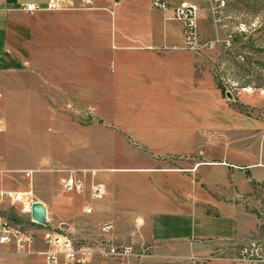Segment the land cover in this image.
Here are the masks:
<instances>
[{
	"label": "rangeland",
	"instance_id": "obj_1",
	"mask_svg": "<svg viewBox=\"0 0 264 264\" xmlns=\"http://www.w3.org/2000/svg\"><path fill=\"white\" fill-rule=\"evenodd\" d=\"M6 1L0 0V11L2 21L11 23L9 46L4 51L11 60L6 61L0 52V69L12 71L0 73V118L4 121L0 131V193L18 192L22 200L12 204L0 194V215H10L16 223L32 228L38 240L21 253L12 247L4 249L0 264H46L41 254L46 245L40 240L46 229L60 223L72 226L74 238L83 245L102 241L101 223L113 221L94 209L86 213L83 196L91 199L87 195L63 191L64 168H96L101 180L109 167L150 159L144 143L120 132L118 125L138 127L149 120H183L184 113L196 114L193 108L183 109L196 105L203 107L206 114L215 111L202 99L195 102L197 96L190 100L193 105L174 97L189 85L188 60L178 56L183 53L182 48L163 50L166 53L160 54L156 51L158 47L156 50L121 47L123 42L119 36L115 37L119 32L114 25L115 17L111 12H102L108 10L109 4L102 5L107 0L90 3L72 0L73 6L66 3L60 9L42 11H26L24 5L8 6ZM180 1L184 0H170L173 5ZM188 1L200 6L198 28L203 43L214 42L213 48L184 51V57L187 52L191 56L195 85H205L201 95L206 101L221 102L217 115L222 116L223 125L259 126L264 122V0ZM110 2L114 4V0ZM118 10V17L127 23L154 25L156 32L158 27L162 29L157 14L162 15L163 21L165 16L151 6V0H124ZM97 15L104 21H97ZM44 26L54 33L42 43L39 35L43 32L40 27ZM174 37L167 44L181 46L183 39ZM127 43L142 44L134 43L133 39ZM156 55L170 61L155 60ZM140 65L150 67V74L141 71L144 74L141 75L137 69ZM217 87L222 91L218 90L220 95L216 96ZM66 90L81 91L94 101ZM227 91L232 97L226 95ZM199 116L207 119V115ZM222 134L228 132L223 130ZM121 181L141 184L133 176L122 177ZM31 195L48 207L49 226L34 227L29 222L30 214L21 211ZM247 208L261 219L262 231L250 238L263 243V258L256 262L228 261L229 264H264V186L256 187ZM136 221L125 219L115 225L120 243H136L133 237L140 236L144 227L141 224L138 230ZM245 240L237 241L226 251L217 250L216 242H206L196 248L200 252L191 255L156 258L153 252V257L136 264H206L237 256ZM205 244L215 249H206ZM91 264H135V261L122 263L97 258Z\"/></svg>",
	"mask_w": 264,
	"mask_h": 264
},
{
	"label": "crops",
	"instance_id": "obj_2",
	"mask_svg": "<svg viewBox=\"0 0 264 264\" xmlns=\"http://www.w3.org/2000/svg\"><path fill=\"white\" fill-rule=\"evenodd\" d=\"M49 1L7 0L6 3L14 7L34 3L46 10ZM166 1L170 5V10L167 12L160 10L165 16L164 21L162 15L157 14L162 23V29L158 27L159 32L158 29L157 32L155 31L154 25L130 24L125 22V19L122 20V17H118V9L124 0H114V4L110 0H107L108 3L103 1L102 5L106 7L109 4V7L107 11L102 12H111L116 22L122 21V24L116 22L114 24L119 31L115 33V37L119 36L120 41L123 42L121 47L156 50L155 47L169 45L167 41L174 36L176 40L183 39L184 43L182 25L178 21L179 25L173 22L175 19H173L172 10L178 3L173 5L170 0ZM68 13L76 14V12ZM86 13L91 14V12ZM1 14L3 11H0V52L5 60L9 61L10 56L4 51H7L9 46L11 23L2 21ZM104 18H99L98 15L96 17L99 22H103ZM59 24L54 28V32L58 30ZM40 29L43 31L39 35L42 43L46 42V38L53 37L54 32H48L51 29L47 26L40 27ZM128 39L142 44L141 46L129 44ZM181 50L183 53H179L178 56L188 60L189 85L187 89L176 93L174 97L183 101L186 99L187 103L190 102L193 105L194 103L190 100L197 96L195 102L198 98L199 101L202 99L215 113L206 114L203 107L196 105L183 109L193 108L196 113L195 115L192 112L184 113L183 120L172 122L149 120L138 127L122 123L123 127L118 125V130L132 137L136 142L144 143L149 160L137 159L134 164L109 167L103 173L101 180L100 176L98 178L99 169L76 167L97 170V179L106 186L107 194L97 202L87 200V197L80 194L84 198V203L92 206L97 214L102 212L101 216L109 215L116 226H119L120 222L125 219L135 218L140 221L144 226L141 234L132 239L150 246L156 258L159 255L168 258L175 257V255L195 254L200 252L196 248L206 242H216L219 246L217 250L226 251L231 249L237 241L248 239L262 231L260 229L261 219L256 213L248 210L247 206L256 187L264 186V122L257 127L247 125L240 128L238 125H223L222 116L217 115L220 114L217 110L221 102L219 100L208 102L201 95L202 90H205V85H195L190 53L187 52L188 55L184 57L186 49ZM156 51L161 52L160 54L166 53L160 49ZM172 56L169 55V57ZM154 57L155 60L163 63L170 61L162 59L159 55ZM160 68L165 70L164 66ZM137 69L141 75H144L142 72H147L146 74L151 72V68L147 66L140 65ZM9 71L12 70L0 69V73ZM155 72L156 69L152 73ZM184 78L183 76L180 79L184 80ZM55 84L58 86L57 82ZM215 90V95H220L218 90H222L219 88ZM66 91L74 95H83L89 102L94 101L81 91ZM199 114L207 115L205 116L207 119H200ZM56 125L59 124L56 123ZM207 130L210 132L207 133ZM223 130L228 134L223 135ZM127 176L137 178L141 184L131 185L127 181H121L122 177ZM44 205L49 221L44 225L38 224L32 221L30 215L29 222L34 227L50 225V211L46 204ZM65 225L66 228L74 229L72 226ZM40 240H43V235ZM204 247L212 248L208 244ZM192 257L194 258L195 255ZM228 261L231 262L232 257L209 261L206 264H229Z\"/></svg>",
	"mask_w": 264,
	"mask_h": 264
},
{
	"label": "built area",
	"instance_id": "obj_3",
	"mask_svg": "<svg viewBox=\"0 0 264 264\" xmlns=\"http://www.w3.org/2000/svg\"><path fill=\"white\" fill-rule=\"evenodd\" d=\"M86 2L90 3L92 1L87 0ZM66 3L73 6L72 0H50L46 9L57 10L64 7ZM152 6L163 12L170 10V5L166 0H152ZM24 9L26 11H36L42 8L34 3H27L24 5ZM199 11V5L194 2L184 0L175 5L172 10L173 19L183 27L184 43L181 46L163 45L158 49L167 51L182 48L198 52L208 46L213 48V41L209 43H203L202 41L198 28ZM3 125L4 121L0 118V131L3 129ZM62 171L66 175L62 180L64 191L87 195L89 198L96 200L103 199L107 194L105 184L97 179V170L73 167L64 168ZM0 194L1 198L9 200L12 204L17 200H22V195L18 192L2 191ZM35 201L32 195L29 196L21 211L31 215V207ZM84 211L92 213L93 208L89 204H85ZM32 221L38 223L34 219ZM48 221L49 219H47ZM136 222V227L139 230L141 222L138 220ZM62 226L66 225L60 223L59 226L53 229H46L43 234L46 248L41 251V254L44 255L46 264H91L97 258L120 260L122 263L135 261L136 264L154 256L151 247L145 245L144 242L120 243L115 233L113 221L105 220L101 223L100 235L103 238L102 241H89L83 245H80V242L74 238V229L68 227L63 229ZM36 241V233L31 229L16 223L10 215H0V253L11 247L20 253L24 252L30 249ZM261 258H263L261 241L249 238L241 244L239 254L232 257V261L256 262Z\"/></svg>",
	"mask_w": 264,
	"mask_h": 264
},
{
	"label": "water",
	"instance_id": "obj_4",
	"mask_svg": "<svg viewBox=\"0 0 264 264\" xmlns=\"http://www.w3.org/2000/svg\"><path fill=\"white\" fill-rule=\"evenodd\" d=\"M227 96L232 97L231 92L227 91ZM31 217L40 224L47 223V209L43 202L35 201L31 207Z\"/></svg>",
	"mask_w": 264,
	"mask_h": 264
}]
</instances>
